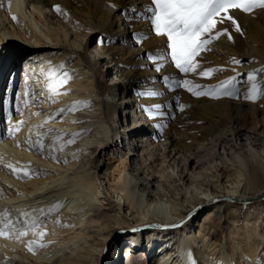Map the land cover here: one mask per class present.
Segmentation results:
<instances>
[{
	"label": "bare ground",
	"instance_id": "obj_1",
	"mask_svg": "<svg viewBox=\"0 0 264 264\" xmlns=\"http://www.w3.org/2000/svg\"><path fill=\"white\" fill-rule=\"evenodd\" d=\"M140 5L144 17L136 19ZM150 7L152 0H0V83L10 77L0 85V175L18 186L3 182L0 211L14 203L28 208L20 226L0 224V245L15 254L2 264H100L103 257L104 264H253L262 251V215L239 222L243 209L264 206V97L190 99L173 90L184 73L174 67L166 37L156 34ZM254 28L239 41L248 58L245 81L264 67V21ZM89 41L97 42L90 51L106 72L99 74L103 84L92 79ZM156 49L167 57L160 71L149 59ZM202 56L197 73L216 69L210 85L223 81L219 59ZM197 73L185 75L205 80ZM149 90L161 94L141 95ZM105 93L119 98L108 101ZM120 111L132 115L123 130L115 124ZM31 112L45 116L33 143L23 127ZM112 134L122 139L123 157L105 170L92 165ZM38 141L49 149L31 147ZM7 164L33 174L18 177ZM60 172L69 179L63 192H74L69 204L54 202L61 188L40 186ZM37 219L43 222L33 229Z\"/></svg>",
	"mask_w": 264,
	"mask_h": 264
},
{
	"label": "snow or ice",
	"instance_id": "obj_2",
	"mask_svg": "<svg viewBox=\"0 0 264 264\" xmlns=\"http://www.w3.org/2000/svg\"><path fill=\"white\" fill-rule=\"evenodd\" d=\"M154 7H150L152 13L151 21L157 35L165 36L167 39V47L170 49V59L174 63V67L180 73L188 74L190 72L197 73L200 68L197 57L202 56V50H208V45L219 39L221 36L227 35L231 39V34L227 27L218 28L217 25L225 26L228 24L234 25L237 32L240 31L239 24L231 15V10H243L250 12L256 7L264 8V0H152ZM59 8V6H57ZM16 19L15 16L12 17ZM166 56H152L149 59L157 61L155 64L156 70L162 68V61ZM235 64H240V60L234 59ZM62 67V66H61ZM216 69H208L199 71L197 74L202 77L210 76ZM264 72V67L254 69L247 74L245 83L250 86L244 90L240 86V81L236 77H230L225 81H221L216 85H200L191 80H173L172 84L177 87H184L195 96L212 95L213 98L229 97L243 98L246 101H257L264 97V78L257 81V74ZM63 76L70 79L69 74L65 71ZM51 88L52 86L49 85ZM161 93L155 90L142 92L141 95L156 97ZM162 105H154V108L159 109ZM184 105H180L182 111ZM161 116L166 113H160ZM16 127H19L17 125ZM11 133V129L9 130ZM59 139V138H57ZM73 141L69 140L68 143ZM39 147L43 152L45 145L42 141H38L37 145L31 147ZM7 168L16 174L18 177L23 174V177L31 176L32 170L30 167L17 169L12 164H7ZM62 205L59 203L54 208L49 209L51 213L55 208ZM43 211V210H42ZM46 215V214H45ZM43 221L40 219L33 220L31 227L37 228ZM3 229H0V235H3ZM25 231H20L19 235H25ZM45 232H39V236L45 235ZM35 243L29 242V250H32L31 245ZM43 243H36V247H43Z\"/></svg>",
	"mask_w": 264,
	"mask_h": 264
},
{
	"label": "rangeland",
	"instance_id": "obj_3",
	"mask_svg": "<svg viewBox=\"0 0 264 264\" xmlns=\"http://www.w3.org/2000/svg\"><path fill=\"white\" fill-rule=\"evenodd\" d=\"M132 15H134L133 17H135L136 19L144 17V11L141 9V5L138 6V9L135 10ZM231 15H233L234 18L236 19V21L238 22L240 31L237 32L235 30V26L231 25V24H228V25H225V26L217 25L218 28L227 27L228 30H229V33L231 34V39H229L227 35H224V36H221L217 40H213L208 45V50L204 51L203 56H202V60H205L206 62H209L210 59H213V57H217L219 59V64H220V68L218 70V76H222L221 77L222 80L225 81L226 79H228L230 77H233L235 75L237 80L240 81V86L242 87L244 82H245V80H244V68L247 65V62H248L247 59L248 58H246L243 55L244 51L242 50V44L239 41H242L243 40L242 38L246 39L245 37L248 34H252L254 32L253 30L255 29L254 27H255L256 23H259V21L260 22L264 21V14H262V12L260 10H257V7H256L254 9H252L250 12H245L243 10H231ZM245 15L247 16L246 17L247 19L244 18ZM248 20H250V21H248ZM248 22H250V23H248ZM251 31H253V32L251 33ZM92 35H94V33L91 34V36ZM68 37H69V41L71 40V44H72V41L74 43H76V45H80L81 44L80 42H81L82 37L76 36V35H74L73 37H71L69 35ZM223 38H225V40H226L225 42H224ZM117 41H119V40H117ZM96 44H97V42L93 43V42L89 41V43L87 44V48H86V50L84 52L86 53V56L91 60L90 62H91V65H92V68H91L92 79L94 80V82L98 80L100 83L103 84V83H105V81H104L103 78H101L99 76V74L102 73L103 75H105L106 72H103L101 63H99L97 60H95V57L93 56V54L90 51V48L92 47V45H96ZM65 48L69 51V50H71L72 46L70 45V43H68L67 45H65ZM78 48L81 49V46H79ZM160 51H161L160 49H158V50L156 49L155 56H159L160 55ZM234 59L240 60L241 63L240 64H235L233 62ZM155 62H157V61H155ZM27 63H28V61H26L24 65L26 66ZM111 65L113 67V64H111ZM20 66L18 65V68ZM25 66H23V67H25ZM12 70L14 72V68H12ZM231 70L233 71V73H232L233 76L225 75V73H227V72L230 73ZM35 71H37V70H35ZM210 77L211 76H207L205 78V80H203V79L201 81L198 80L199 81L198 82V81H194L193 77L190 78L189 76H187L185 74H182V75L176 77V80L183 81V80H185L187 78V80L192 79V81L194 83H196V84L210 85V82L212 81V79H211V81L209 80ZM9 78H10L9 75H7L5 79L3 77V79L1 80L0 85L2 86V84L5 83ZM34 84L35 83H33V85ZM169 86L172 87L173 90L183 91L186 94L185 97H189L190 99L200 98V97H208V98L211 97V98H213L212 95L195 96L192 93H190L189 91H187V89L184 88V87H177V86H175L173 84H171ZM35 87L37 88L38 86H35ZM123 90H124V85L122 86V91ZM37 92H38V90H37ZM1 95L3 96V91H1V89H0V96ZM2 96L0 97V102H1ZM102 98L106 99L108 101L116 102L117 99L119 98V95H117V96L110 95L109 96L107 93H105V94L102 95ZM125 115H126V117H125ZM131 116L132 115H129V114L127 116V113H125L124 111H120L116 115V120L119 121L118 123H117V121L115 123L116 127L119 126L118 130H123V128H125L124 124L127 123V118H129L130 121H131ZM25 118L28 119V120H26V122L24 123L25 125L23 126V127H25L24 130L26 129V131H27L26 134L28 133L27 135L25 134V137L27 136L26 137L27 141L33 143L32 137L37 135L36 131H35L36 129H35L34 126H35L36 123H38L42 119H45V116H42V117L40 116L39 117L36 113L31 112L29 114L27 113V116ZM121 124H123L122 127H120ZM23 127L21 126V128H23ZM111 140H113L112 143H111ZM121 140L122 139H119L118 136L112 134L111 138L109 139V142L107 144V147L104 150V153H99L98 155H96L95 158L92 160L91 164L94 165L95 163H98L99 165H101V167H103L104 170L107 169L106 167L111 166V164L115 165V163H116L115 159H117L118 157L122 158L123 157V153L125 152V150L123 149L124 146L121 143L122 142ZM49 147L50 146L45 145L46 150L49 149ZM68 151L59 150L58 153H56V152H54V153H56L58 156H61V157H64V156H67V155L72 156L73 155L72 151L71 152H70V150H68ZM118 151H120V152H118ZM105 154L106 155H112L113 158L111 159L110 156L106 157ZM104 157H106V158H104ZM85 162H87V159L85 160ZM91 164H90V166H91ZM64 174H65L64 172L57 173L54 177L46 179L44 181V183H42V185L40 184V186H43V187H46V186L54 187L56 185L54 188H57V187H58L57 189L61 188L59 190H61L62 192L60 191V193L56 194L55 198L53 199L54 202L63 201L65 203H68V202L72 201L71 198H68V197L70 196V194H74V192H71V193H68V194L63 192V191H65L63 188L65 186L69 185V179ZM10 179L14 180V177L10 176ZM3 182L6 183V184H9V185H12L14 187V189L16 187H18L17 184H15V182H13V181H11L9 179L3 178L0 175V191L2 193H3V191L1 189H2V187L4 185ZM63 182L65 183V185L64 184L60 185ZM76 193L80 195L79 191H76L75 194ZM83 194H86V193H83ZM83 194L81 192V195L83 197L87 196V194L86 195H83ZM10 203H12V202H10ZM6 206L7 207L4 210L0 211V224L5 222V221H7V220L8 221L11 220L12 226H20V224H21L20 222L23 221L21 219L26 217L27 214H28L27 213L28 208L26 206H23V205L21 206V205L15 204V203L14 204H10V205H6ZM255 211H257L258 213H260L262 215V219H261V221H259L258 234L256 236V240H258V242L260 243L261 241L264 240V239L260 238V235L262 233H264V206H262V205L261 206H256V209H254V207H251L250 210L243 209L242 212H241V218H240V222H239V227L243 226L244 219L249 217V214L255 215L257 213ZM25 225L26 224L24 223L23 227ZM249 227H251V226H249ZM250 231L253 233L254 230H253L252 227L250 228ZM254 244H256V242ZM262 244H263L262 245L263 246L262 251L257 254L258 255L257 259L254 261L253 264H264V242ZM109 250L110 251L112 250L111 246L106 249V252H108V255L111 256L112 254H111V252L109 254ZM14 255L15 254H9V252L6 250V248L4 246L0 245V264L7 263V261L10 259V257L14 256ZM104 261L105 260H104V257H103V259H102L100 264H104Z\"/></svg>",
	"mask_w": 264,
	"mask_h": 264
}]
</instances>
